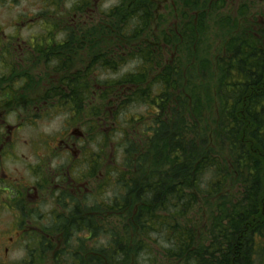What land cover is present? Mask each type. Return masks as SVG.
Instances as JSON below:
<instances>
[{"label": "trees", "instance_id": "1", "mask_svg": "<svg viewBox=\"0 0 264 264\" xmlns=\"http://www.w3.org/2000/svg\"><path fill=\"white\" fill-rule=\"evenodd\" d=\"M228 1L170 0L164 13L162 0H118L95 26L79 18L93 0L73 1L71 20L59 10L49 15L56 18L50 34L31 45L62 75L38 101L57 96L72 125L124 128V142L111 141L123 155L106 174L108 199L68 193V212L58 217V264H264V12L248 16L252 2L233 9ZM172 16L177 21L166 22ZM86 46L89 59L71 72ZM130 60L135 67L118 74ZM5 66L7 81L30 78ZM98 70L116 76L102 80ZM129 103L145 105L146 114L128 113ZM101 136L90 175L113 140ZM102 236L106 244L95 246Z\"/></svg>", "mask_w": 264, "mask_h": 264}, {"label": "rangeland", "instance_id": "2", "mask_svg": "<svg viewBox=\"0 0 264 264\" xmlns=\"http://www.w3.org/2000/svg\"><path fill=\"white\" fill-rule=\"evenodd\" d=\"M73 1L75 0H63L64 6L58 9H55L53 5L46 3L44 0L0 1V98L3 97L0 100V104L4 105L6 108V112L0 117V121L4 120L5 123L18 128V130L10 134L7 130H2L5 134L4 140H7L8 136L10 137V139L7 140L6 146L10 151L11 157L3 159L2 161L0 158V178L11 182L17 179L26 181L31 179L28 175L37 173V171L42 170L51 163L53 167L65 164L62 168L64 169L68 160V154L65 153V150L60 151L59 148L57 152L58 155L54 156V159H52V157L49 158L48 155L50 153L48 147L51 146V148L54 149L55 144L57 142L59 143V140L61 141L62 139L74 142L81 150H89L88 159L90 167L88 174H90L92 172L91 165L94 164L97 158L93 152L98 151L100 144L105 142V137L101 135H105L106 133L107 136L110 134L113 140H107L106 145L102 147L104 151L103 156L101 155L102 158H104L102 167L97 172L94 171L95 174L93 175L89 176L87 174V178L89 179L88 187L90 188L89 197L91 198L92 196L90 193H93L92 195L94 198L105 201L112 193L107 186L110 184V177L108 183L106 174L116 167V163L121 162L123 155L122 152L119 151L117 144L111 141L123 143L124 140L120 137V133L124 131V128L84 129L83 123L81 122L72 125V118L74 121L76 120L72 112L69 113L65 108L55 110V101L53 106H51L52 100H49L50 102L46 103L43 108L41 107L43 104L42 101H38L39 97L44 95L50 83L57 82L62 74L53 71L52 67H48L46 64V56H42L39 52H35L36 47H32L33 45L31 44L32 42L35 43L36 40L41 41L39 37L50 34L48 31L50 30L51 24L49 23H53L52 20L56 19L50 18V14H54L59 10V13H63L64 18L66 17V20H71V15L68 16L67 11L71 9V3ZM240 1L242 0H229L228 3L233 9H236ZM248 1L252 2L253 6H249V9L246 10V15L250 14L248 16H254L257 13L264 12V0ZM117 3L118 0H93V4L90 6L91 11H89L87 15L84 14L83 16H79V18L82 20L83 24L86 23V25H89V22H93L94 24L92 26H95L101 20L99 12L101 10L102 12L107 11ZM169 3L170 0H162L160 3V10L165 13L167 8H164V6L166 7ZM42 12L44 13L41 15L40 13ZM72 17L76 16L74 15ZM259 17L264 21L261 15H259ZM176 21L177 19L172 16V19L168 18L166 22L175 23ZM46 26H49V28ZM156 26L161 30L163 28V23H156ZM165 26H168V24H164V27ZM153 29L154 26L152 25V30ZM99 34L100 32H98V36H100L99 46L101 49H104L105 46L102 44V36ZM63 35V33L58 34L57 40L62 41ZM90 52L91 47L89 48L88 46L79 50L78 54L72 58L69 70L73 72L77 69H81L89 59ZM19 59H23V61L26 59L27 62H23L22 66L15 63L12 64L14 60L16 61ZM5 62H10V65H15L19 71H24L26 74L30 75V78H23L22 84H17L16 81H7L1 78L3 75L8 77L10 73L9 68L5 66ZM49 63L52 65V62ZM135 65V61H127L120 68L118 74L132 70ZM104 71L98 70L95 72L94 76L97 78L99 76L102 80L116 76V74L111 71ZM125 110L138 117L142 114H146V106L143 104L129 103ZM44 111L46 112L43 113ZM120 111L121 110H118L117 112L119 116L123 113H120ZM121 118L120 116L119 119ZM110 122L111 120L108 122V126ZM4 125V123H0V129H4ZM75 127L78 129H73ZM82 132L85 133L83 134L84 136L82 135L79 137ZM100 140L101 143H99ZM77 155L78 152L76 151L74 156L77 157ZM50 159H52V161H50ZM37 165L40 167L38 168ZM28 168H30V172ZM4 174H7V176H2ZM3 187H5V185L0 183V197L7 200L10 194L6 191H2ZM65 201L70 205L69 199ZM65 201L63 200L62 203H58V217L68 212L67 209L69 206H66ZM39 210L47 214V210L43 208L42 205H40ZM16 216L17 214H14L13 211L2 209L0 210V224L11 226ZM13 232L14 230H9L8 233L13 236ZM5 234L6 230H0V237H3ZM84 236H87L86 232H84ZM60 237L61 235L58 233V242L55 241V244L53 242V247L45 253H40V250H38L37 245L39 242L37 243V239H31L28 236L23 237V239H17L18 241L12 246V251L9 252L8 256L5 255L3 251L5 243L0 242V264H21L22 262L26 264H58L54 254L62 245ZM106 242L107 238L102 236L96 240L94 245H105ZM74 243L75 242L72 241V244ZM91 244L92 242L90 239L87 240V250ZM153 248L155 249V246H153ZM66 259L67 258L63 257L62 261L66 263L69 260Z\"/></svg>", "mask_w": 264, "mask_h": 264}, {"label": "flooded vegetation", "instance_id": "3", "mask_svg": "<svg viewBox=\"0 0 264 264\" xmlns=\"http://www.w3.org/2000/svg\"><path fill=\"white\" fill-rule=\"evenodd\" d=\"M60 79L61 76L58 78L57 82L50 83L48 88L51 86L56 87V85L59 84ZM44 97L45 95H41L39 99ZM49 100H52L51 106H53L54 101H57V96H52L48 101ZM45 105L46 104L44 103L41 107L43 108ZM55 106V110H58V104L56 102ZM5 112V106L0 104V117H2ZM45 112L46 111L43 113ZM0 123L5 124L3 126L4 129H0V158L2 161L3 159L11 157L10 151L6 146L7 140L10 139V137L8 136V139L4 140L5 134L3 131L7 130L10 134L13 133V131L18 130V128L5 123L4 120H1ZM73 129L78 128L75 127ZM84 129L92 128L84 127ZM80 136H82V133L79 137ZM59 148L60 151L65 150V153L68 154L67 164L64 169L62 168L65 164L53 167L51 163L49 166H45L42 170L37 171V173L28 175L31 179L26 181L17 179L16 181L11 182L0 178V183L5 185V187L2 188V191H6L10 194L7 200L0 197V210L7 209L13 211L14 214H17V216L14 217V223L11 226L0 224V230H6V234L3 237H0V242L5 243L3 251L7 256L9 255V252L12 251V246L18 241L17 239H23L25 236H28L31 239H37V243L39 242L37 245L38 250H40L39 248L42 249L43 246L46 248L53 247V242L54 244L55 241L58 242V203L60 204L63 200H68V193L73 194L77 199L83 197L87 202L90 200V188L88 187L89 179L87 178L90 167L88 159L89 150H81L74 142L62 139L61 141L59 140V143L57 142L55 144L54 149L51 148V146L48 147L50 150V153L48 154L49 158L52 157V159H54V156L58 155L57 152ZM74 151L78 152L77 157L74 156ZM52 159H50V161H52ZM37 167L39 168L40 166L37 165ZM28 171L30 172V168H28ZM88 175L90 176V174ZM2 176L5 177L7 174ZM69 201L71 203V200ZM40 205L47 210V214H45L46 212H41L39 210ZM66 206H69V203L66 202ZM9 230H14L13 236L8 233ZM21 264L26 263L22 262Z\"/></svg>", "mask_w": 264, "mask_h": 264}]
</instances>
